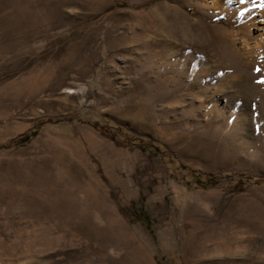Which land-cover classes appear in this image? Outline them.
<instances>
[{
    "label": "rangeland",
    "instance_id": "1",
    "mask_svg": "<svg viewBox=\"0 0 264 264\" xmlns=\"http://www.w3.org/2000/svg\"><path fill=\"white\" fill-rule=\"evenodd\" d=\"M245 175L264 0H0V264H264Z\"/></svg>",
    "mask_w": 264,
    "mask_h": 264
},
{
    "label": "trees",
    "instance_id": "2",
    "mask_svg": "<svg viewBox=\"0 0 264 264\" xmlns=\"http://www.w3.org/2000/svg\"><path fill=\"white\" fill-rule=\"evenodd\" d=\"M245 178L248 179V180H253V181H256V182H260V179L264 180V176H254V175H245Z\"/></svg>",
    "mask_w": 264,
    "mask_h": 264
},
{
    "label": "bare ground",
    "instance_id": "3",
    "mask_svg": "<svg viewBox=\"0 0 264 264\" xmlns=\"http://www.w3.org/2000/svg\"><path fill=\"white\" fill-rule=\"evenodd\" d=\"M221 248V247H220Z\"/></svg>",
    "mask_w": 264,
    "mask_h": 264
}]
</instances>
